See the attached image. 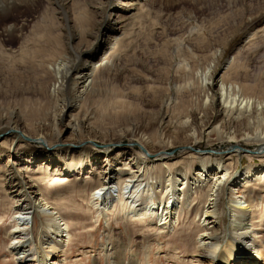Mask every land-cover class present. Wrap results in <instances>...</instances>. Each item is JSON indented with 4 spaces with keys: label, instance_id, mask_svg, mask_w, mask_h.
<instances>
[{
    "label": "bare ground",
    "instance_id": "6f19581e",
    "mask_svg": "<svg viewBox=\"0 0 264 264\" xmlns=\"http://www.w3.org/2000/svg\"><path fill=\"white\" fill-rule=\"evenodd\" d=\"M163 1H167L164 5L173 10L180 5H195L200 0ZM213 1L219 3V0L211 3ZM227 1L232 11V35L247 24H253L255 28L248 39L264 32L259 31V25L256 26L257 18L264 13V0H258L257 7L252 5L256 0ZM86 2L88 7L84 10L89 12L87 16L94 13L99 19L94 25H88L91 29L80 34L81 21L87 24V20L82 15L81 19L75 18V0H0V27L4 20H9L0 29V67L14 77L6 83H13L8 92L3 91L5 86L0 83V133L8 131V137L0 141V183L12 201L10 210L15 221L8 238L13 260L16 264H67L66 250L73 239L71 231L74 229L62 214L61 207L65 201L60 197L65 187L86 191L85 183L95 178L98 185L88 198V210L97 217V221L104 220L110 227V222L131 219L133 223L144 226L143 231L147 234H164L168 239L183 228L179 223L181 212L186 217L192 213V206L197 204L199 197L202 198L200 190L205 188L208 193L202 209L205 217L203 221L199 220L201 232L195 236L196 245L192 250L185 251L188 255L181 256L179 252L180 245L189 243L190 237L181 238L179 247L170 245L167 254H163L160 242L153 253L154 243L150 242L143 249L144 260L131 253L126 257L125 249L117 251L114 245L107 243L102 246L106 264H160L162 258L168 263L173 259V264H264V245L255 247L254 244L264 227L261 210L264 205V99L255 97L256 94H264V83L256 79L258 76L243 72L242 66L236 64L242 58L248 60L250 55L244 57L242 46L237 49L236 56L220 69L232 38L207 39L199 27L194 34L203 41L204 48L195 50L192 42L195 40L191 38L192 17L188 18L190 30L186 33V23L172 29L168 28V21L164 35H159L153 22L142 18V28L149 29L151 40L160 36L166 40L163 49L169 55L163 57L169 63V68L162 74L163 81L158 79L159 86H148L143 91L142 87L137 89L133 85L150 83L151 80L149 82L145 75L127 67L146 69L155 60L149 59L151 46L148 43H143L146 44L145 51L142 43L138 45L133 40L136 28L132 19L140 13L145 16L141 8L150 6L151 0ZM42 3L47 5L41 20L52 14L60 21L56 23L57 27L50 26L52 22L50 25L44 22L45 27L26 35L29 29L26 16L28 12L40 13ZM233 7H239L238 13L233 12ZM63 26L69 34L61 32ZM72 31L79 35L71 37ZM177 33L184 34L177 39L170 38ZM188 34L190 38L186 44ZM126 36L125 59L128 64L122 66L116 51ZM21 39L25 40L23 46L11 45ZM216 46L219 50L213 49ZM176 58L183 62L176 65ZM101 72L104 75L111 73L109 82L115 87L110 92L95 88L96 78ZM25 74L33 76L34 83L28 80L30 82L24 84L21 75ZM121 78L126 79L124 87L117 85ZM256 81L259 84H255ZM152 82L156 84V81ZM151 92L156 93L152 95ZM99 104H102L104 113L113 112L109 118L123 119V124L121 121V125L113 129L111 123L106 128L95 127L93 119L102 116L92 111ZM83 112L84 115L81 114ZM84 133L88 136H82ZM66 134L69 137L64 141ZM123 138L130 139V143L113 142ZM100 141L105 154L95 148ZM32 142L36 144L35 148L30 146ZM212 142L231 143L232 146L225 152L197 150L202 144ZM249 145H254L255 149L251 151L244 147ZM136 147L141 154L134 153ZM177 152L182 153L181 156H175ZM223 154L240 159L243 156L258 158L261 163L250 164L234 174L230 171L231 162L226 163L223 158L209 161ZM190 155L204 159L195 169L198 172L192 178L193 192L186 187L190 179L188 171L182 172L179 167L174 173L169 171L170 167L181 164V160ZM159 166L167 169V173L154 175L159 177L155 187L149 180L151 171ZM45 175L52 176V184L56 185L52 194L55 196L51 199L50 192L46 194L41 186L40 180ZM56 176L59 179L55 180ZM176 185L180 188L176 189ZM259 186L262 194L253 195ZM174 190L178 199L173 203L170 200ZM220 195L227 196L235 218L242 213L240 220L243 222H236L228 230L214 225L218 213L213 209ZM155 198H158V203ZM181 198L188 200L184 202ZM232 198H245L247 201L241 203L244 206L247 203V207L240 206V201L232 204ZM195 210L194 219L200 213L199 209ZM37 219L40 222L38 226ZM92 219V224H95L96 220Z\"/></svg>",
    "mask_w": 264,
    "mask_h": 264
},
{
    "label": "rangeland",
    "instance_id": "374dc122",
    "mask_svg": "<svg viewBox=\"0 0 264 264\" xmlns=\"http://www.w3.org/2000/svg\"><path fill=\"white\" fill-rule=\"evenodd\" d=\"M211 1L212 0H210V1L209 0H205V1L200 0L195 5H182V6L180 5L178 8L171 10V9H168V7L166 5H164L167 3V1L151 0L150 6L146 7V5H145L144 7L141 8V9H143L145 16L142 17V14L140 13V14H138V16L135 15L134 16L135 18L132 19L134 27L136 28L135 29L136 35L134 34L133 40L135 42H138V45H142L144 42L148 43L149 46H151V48H149V54H150L149 59L153 58V60L155 59L154 60L155 62L154 61L151 62L146 67V69H143L140 66H138V67H133V66L127 67V68L134 69L135 72H139V73L145 75L147 78H149L148 79L149 82L151 80L150 83L133 85L134 87H136L137 89L139 87L140 88L142 87L143 91H144V90H146L145 88L148 86H153V85H154L153 87L159 86L160 85V84H158L159 81L160 80L163 81V79H164V76H162V74L164 73V71L166 72L167 69L169 68L168 59H165V58L163 59V57H166V55H167V57L169 56L168 53L166 52V50L163 49V44H166V40L162 36L157 37V38L155 37V40H151V38L149 36V33H150L149 29L145 30L142 28L143 27L142 18L146 19L147 22H149V23L153 22L152 24L157 27L159 35H164V30L167 28L169 22L170 23H169L168 28H172V29H177L178 26L181 27L182 24L186 23L185 24V25H187L185 27V33H186L187 31L190 30L189 29L190 26L188 24L190 22H189L188 18L192 17L190 21L192 22L191 27L193 28V32H192L193 35L191 36V38L194 37L195 41H192V40L191 41L193 42V44L195 46L194 47L195 50L196 49L200 50V49L204 48V45L202 44L203 41L198 40L199 38H197L195 36V34H197V30L199 29V27H200L199 30L202 31L203 33H205L207 39L214 38L216 40H219L220 38L221 39L222 38H229V39L232 38L229 46L226 49L225 56L221 60L220 69H222L230 59L234 58L237 54L236 53L237 49H239L243 46V48H242L243 52L241 51V53H244V57L246 55L247 56L250 55L249 59L247 60L245 58H242V60H239L240 62L236 61V64L239 63V65L242 66L243 72L245 71V73H250V75H252L254 77L258 76L256 79L259 78V81H261V83H264V32H259L256 36L253 37V39H248L253 34V32H255V31H253L255 28H253V26H252L253 24L252 25L247 24L240 31H238L237 33L232 35V33H231L232 27H233V23H231L232 22L231 21L232 11L229 10L230 7H228V6H230V5L228 4V1L226 0L227 3L225 2V0H219V3H216L214 1L211 3ZM257 1L258 0L254 1L252 5L257 7V5H256ZM75 2H76L75 7H74V9L76 10V14H74L75 18L81 19L82 17L80 15H82L83 17H86L83 19L87 20V24H84V21H81V23L83 22L82 23L83 25H82V27L79 28V33L82 34V33L86 32L83 30L91 29V26L94 25L99 18L97 19V16L94 13L87 16V14L89 12H85V10H84V7H88L87 6L88 2H86V0H75ZM220 2H221V4H220ZM206 3H207V5H206ZM223 3L224 4L226 3L227 5L226 4L224 5ZM46 5L47 4L42 3L40 6V9L42 11L40 13L38 12L36 15H34L32 12H28L25 20L29 24V29L27 30L26 35H30V33L34 29L37 30L42 26L45 27V24H43L44 22H46L48 25H50V23L52 22L53 25H50V26L57 27L56 23L59 22L60 20H59V17H57L55 15L49 14V16L46 18V20H44V21L41 20L42 17L46 13L44 11V9L46 8ZM215 5H217V6H215ZM184 6H187V7L184 8ZM220 6L223 8H221ZM166 8H167V10H166ZM238 9H239V7H235L233 12L235 11L236 13H238V11H237ZM185 14H187V15L185 16ZM139 15H141V17ZM260 16L261 17L257 18V20H256L257 21L256 26L259 25V29H260L259 31H262V30H264V13H262ZM21 18L18 17V19L22 20ZM159 19H161V20H159ZM238 20H239V18H238ZM154 21H156V22H154ZM180 21L183 23H181ZM187 21H188V23H187ZM4 22L9 23V20L8 19L4 20ZM157 22H158V24H157ZM4 24H1L2 26L0 27V29L2 27H4L3 26ZM89 24H91V26H88ZM256 26H254V27H256ZM209 28H211V29H209ZM61 32H63L64 35H66V33L67 34L70 33L69 31H67L64 28V26L61 27ZM57 33L60 34V32H58V31H57ZM79 33L76 31H72L70 36L75 38L76 36L79 35ZM183 34L184 33H179V34L177 33L176 36L170 37V38L171 39H177V38H179V36H181ZM189 35L190 34H188L186 36L187 37L186 38V40H187L186 44L189 41V39H188V38H190ZM136 36H137V39H136L137 41L135 40ZM209 36H211V37H209ZM124 39H125V42L121 43L118 46L116 52L121 57V60H122V62H120L121 65L127 66V64H128L126 62L127 59H125V58H127L126 54H125V52H127V49H125V43L127 42L128 37L126 36ZM22 40L23 39H21L20 41L14 42L12 44L10 43V44L14 45L15 47L23 46V43L25 42V40L24 41H22ZM139 40H141V41H139ZM142 40H145V41H142ZM152 41H154L155 43H152ZM251 43H252V45H251ZM257 44H259V45H257ZM260 44H262V45H260ZM0 45H1V42H0ZM143 45H142V48H144L146 51V47H145L146 44H143ZM257 46H259V47H257ZM218 48L219 47L216 46L213 49H218ZM101 50H103V48ZM156 51H157V53H156ZM19 53H20V51H18V54ZM155 54H156V56H155ZM199 54H201V53H199ZM150 60H152V59H150ZM156 61H158V62H156ZM182 62H183L182 59L176 58V65H180ZM201 65H203V67L206 66L205 63H201ZM244 68H245V70H244ZM0 72H1L0 73V76H1L0 77V83L2 84V82H3V84L5 86L3 91L8 92L11 90L10 87H11V84H13V83L11 82V84H7V85H6V83H9V81H12V79L14 77L11 76V74L8 73V71L2 70L1 67H0ZM22 76H24V77H22ZM124 76H125V74H124ZM109 77H111L110 72H108L107 75H104L103 72H101L100 75L97 76V78H96L95 88L97 90L100 88V90H102L103 92H108V91L110 92L115 86H113V83L109 82ZM21 78H22V80H24V84H27V82H30V81H31V83H34L33 76L25 74V75H21ZM30 78H33V79L31 80ZM4 79H6V80H4ZM158 79H159V81L157 82ZM28 80H30V81H28ZM152 80L154 82L156 81V84H153ZM125 81H126L125 78H121L119 84H117V85L119 87L120 86L124 87L126 85ZM14 84L18 85L17 83H14ZM255 84H259V82L256 81ZM256 92L260 93V91H256ZM154 93H156V92H153L152 95H155ZM158 94H160V92ZM255 97H261L262 99H264V94H261V95L256 94ZM95 106L93 107L94 110L92 112L94 114L99 113L102 116L100 118H98L96 116L93 119V123H94L93 125L95 127L106 128V127H109L108 125H109V123H111V129H113L115 127L118 128L121 125V121L123 124V119H118L115 116H114L115 118L114 117L109 118L110 116H112L114 114L111 110L108 111L109 113L107 111L104 113L105 110L103 111L102 104H99L98 106L95 105ZM100 109H101V111H100ZM27 112H29V111H27ZM81 114L84 115V112ZM89 117L91 118V116H89ZM83 118L84 117L82 116V119ZM7 132L0 133V136L3 135V137H0V141H2L3 139L8 137V135L6 134ZM64 136H65L64 141H67L69 134H66ZM82 136H88V134L84 133ZM23 141L27 142L26 140H23ZM101 142L102 141L97 142L98 146L95 145V148L100 153L105 154V151L102 152L103 148L99 147L102 145ZM113 142H116L118 144H128V143H130V139H128V138H123L120 140L116 139ZM29 144L32 148L36 147V144L34 142L29 143ZM87 145H90V144H87ZM8 146H9V144L5 145V147H8ZM231 146H232L231 143L212 142V143L202 144L200 146L201 149L197 148V150H201V151H208V150H213V151H215V150L220 151L221 150V151H223L224 150V152H225V151H228L231 148ZM244 147L245 148L247 147L251 151L255 149L254 145H249V146H244ZM203 148H205L207 150H202ZM171 151H173V150H171ZM134 153L139 155V154H141V150L138 147H136L134 149ZM181 154L182 153L177 152V154L176 155L174 154V155L179 157V156H181ZM250 154H252V153H250ZM193 156L194 155H192V156L190 155L188 158L182 159L181 164L179 163L177 165H174L173 167H170V170H169L170 172L174 173L177 171V169L179 167L182 169V172L188 171V179L189 178L190 179H189V184L186 185V187H188L187 188L188 190L189 189L192 190V192L195 190V188H193L194 186L191 185V182L193 181L192 178H194V174L196 175L198 172L195 169H196V167L201 165L200 161L202 163L204 161V159L202 160L201 158H198V156H196V155L194 157ZM216 156L217 155H215V157ZM222 158H223V161L224 160L226 161V163L231 162V166H230L231 170L230 171H232L234 174L241 172L245 167H247L250 164H260L261 163L258 158L251 159V158L243 156L242 159H240L237 156L232 157L231 155H224V154L218 156L217 158H214L215 160L209 159V161L213 162V161H216V159L218 161ZM205 160H207V159H205ZM175 162H178V160ZM174 167L176 168V170L174 169ZM155 170L151 171L152 176L150 177L149 182L151 183V185L156 187V185L154 183L159 180L158 176L166 174L167 169L159 166ZM88 171L92 172L91 170H88ZM157 174H158L157 177L154 176ZM47 176L48 175H45L40 181H41V183H43V184H41V186H43L44 189L46 190V194H48L50 192L51 195L49 196V198L51 199L55 196V194L54 195H52V194L56 191V188H55L56 185L52 184L53 183L52 176H48V177ZM87 176H89V174ZM198 178H199V176H198ZM56 179H59V178L56 176L55 180ZM62 179H65V177H63ZM83 180H84V178H83ZM96 181H97V179L94 178L93 181L90 180L87 184L85 183L86 191H84V192H80L79 189H75V188H69L68 189L65 187V188H63V190H65L64 193L62 192L63 196H61V197L58 196V197L62 198V200L65 201L63 206L61 207L62 214L69 222H71V225H72L71 227L74 229L71 231L73 233V239L71 240V242L68 245L67 250H66V252H67L66 257H67V261H68L67 264H106L105 252L102 250V246L106 245L107 243H109L111 246L114 245L115 247L114 246L113 247L116 248L117 251L118 250L122 251V249H125L124 255L126 257H127V255L129 257V255L131 253L135 256H138L140 260L145 259V251L144 250L150 242L154 243L153 253L156 252V250L158 248L157 245H159L158 243L160 242V243H162L163 254H167L168 253L167 248L170 245L177 244L179 247V245H180L179 243H180L181 238L184 239V238L190 237L191 241H189V243L185 244L184 246L180 245L181 252H179V253L181 256L188 255V254H185V251L188 252V251L192 250V248L194 247V244H195V242H194L195 236L197 237L198 234L201 232V230L199 228V220L203 221V219L205 217V216H202L203 215L202 209L206 205V202H207V200H206L207 196L206 195L208 194L207 191L205 190V188L203 189V191L200 190L199 193H201V194H199V195H202V198L199 197L198 202L196 201L197 204L195 206H192V209H193L192 213L186 217V216H183V211L181 212V217H180L179 223H181L180 225H183V228H181L177 232V235H174L173 237L168 239V237L165 238L166 236L164 234L163 235H158L157 233H148L147 234L146 231H143L145 229L144 226H142L141 224L133 223V221L131 219H128L126 221H119L117 223L116 222H113V223L110 222V224H111L110 227L108 226V224L106 225L104 220H98L97 221V217L92 215L91 212L89 213V210H88V201H89L88 198L90 197L92 191L94 190L93 188L97 187V185H98V183ZM176 186H177V187H175L176 189L180 188V187H178V185H176ZM261 191H262V189L259 186V187H257V189H255V192L253 191V195H256V193L262 194ZM187 193H190V192H187ZM176 195H177V193H175V190H174L173 198H171V200H170L171 202L174 203V200L178 199ZM248 195H249V193H247L245 197L247 198ZM189 197H190V194H189ZM219 198L220 199L218 200L216 208L213 209L215 212L218 213V215H216V216L219 218V219L217 218L216 221H215V219L213 220V221H215L214 225L216 227L222 226L228 230V228H230L231 225H235L237 223L239 224V222L241 224L243 222L240 220V218H241L240 216L242 213H240L239 216L235 218L233 216V214L231 213V207L229 205L230 202H228L227 196L220 195ZM181 200H184V202H187L188 199L181 198ZM154 201L156 203H158V198H155ZM239 201H240V203H239ZM245 201H247L245 198H242L241 200L239 198H232L231 199L232 204L239 203L240 206H243V207L246 206L247 207V203L245 204V206H244V204H242V203H245ZM202 203H203V205H202ZM259 203L261 205V201H259ZM11 205H12V201L9 198V196L7 195L6 191L3 189V187H1V183H0V264H16V262L13 260V258L11 257V255L9 253V250H11L10 249V245H11L10 243L11 242L8 238V233L11 230L12 225L15 221L14 220V213L10 210ZM261 207H262V209H261L262 214H264V205H262ZM195 209H199V212H200L197 215L196 219H194L195 218V211H196ZM231 217H232V219H230ZM92 218L94 220H96L95 224H94V222L92 224V221H91ZM116 220L117 219H115V221ZM39 223H40L39 219H37V221H36L37 225L36 226H38ZM259 232H260L259 233L260 238L255 239V241H256V242L254 241V244L256 245L255 247H258V246L262 247L260 245H264V227ZM187 233H189V236L187 235ZM262 240H263V242H261ZM168 243H169V245H168ZM172 249H169V251H172ZM121 256H122V254H121ZM169 260L170 261L168 263L165 261L164 258H162L159 263L160 264H173L171 262V260H173V259H169Z\"/></svg>",
    "mask_w": 264,
    "mask_h": 264
},
{
    "label": "water",
    "instance_id": "95a60500",
    "mask_svg": "<svg viewBox=\"0 0 264 264\" xmlns=\"http://www.w3.org/2000/svg\"><path fill=\"white\" fill-rule=\"evenodd\" d=\"M1 137V136H0ZM99 147H102V146H99ZM241 149V148H240ZM142 150H144V149H142ZM242 150V149H241ZM145 151V150H144ZM147 153V152H146Z\"/></svg>",
    "mask_w": 264,
    "mask_h": 264
}]
</instances>
